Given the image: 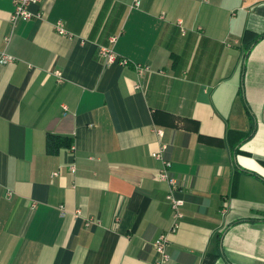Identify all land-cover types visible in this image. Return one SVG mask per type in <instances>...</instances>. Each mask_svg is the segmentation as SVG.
Returning <instances> with one entry per match:
<instances>
[{"label": "crops", "instance_id": "0c3cea01", "mask_svg": "<svg viewBox=\"0 0 264 264\" xmlns=\"http://www.w3.org/2000/svg\"><path fill=\"white\" fill-rule=\"evenodd\" d=\"M133 1L0 0V264H264V0Z\"/></svg>", "mask_w": 264, "mask_h": 264}, {"label": "built area", "instance_id": "2783aa9c", "mask_svg": "<svg viewBox=\"0 0 264 264\" xmlns=\"http://www.w3.org/2000/svg\"><path fill=\"white\" fill-rule=\"evenodd\" d=\"M14 5V11L11 15V22L16 25L19 22H27L32 20L36 15L32 12L31 8L33 6L39 5L43 0H12ZM142 0H134L131 7L138 8L141 6ZM39 17V15H37ZM55 31L63 36H67L68 32L65 29L64 24L59 21L54 25ZM118 37L112 36L109 39L108 45L100 46L98 49V55L105 59L108 64H118L122 67H127L130 65V62L126 58L119 57L115 52L113 46L115 45ZM16 59L12 55L7 54L6 52H0V65H8L15 63ZM134 69L137 75L140 78H143L149 74H152V70L148 66L134 64ZM159 134H162L159 132ZM152 156L160 160L163 164V168L160 171L159 178L161 181L169 185V191L166 196L167 201L169 202L173 210V226L172 231L175 233L180 228V222L184 217L183 208L185 205L184 200L179 196L180 193V182L174 177L171 172V163L164 159L161 152L153 153ZM59 173H53V176H58ZM12 199L13 194L11 192L7 195ZM89 225V224H88ZM169 235H161L154 243L153 247L157 253V259L153 264H167L170 260V254L168 251L169 248Z\"/></svg>", "mask_w": 264, "mask_h": 264}, {"label": "trees", "instance_id": "16d2710c", "mask_svg": "<svg viewBox=\"0 0 264 264\" xmlns=\"http://www.w3.org/2000/svg\"><path fill=\"white\" fill-rule=\"evenodd\" d=\"M108 41L102 42L101 37H100V38H98L97 43L99 44V47H100V46L108 45ZM251 136H252V134L248 135V138H250ZM47 144H48L47 145L48 151L51 153L52 152L56 153L61 147H69V148L73 147L72 146L73 142L67 141L65 139H61L60 137H55V136H49Z\"/></svg>", "mask_w": 264, "mask_h": 264}]
</instances>
